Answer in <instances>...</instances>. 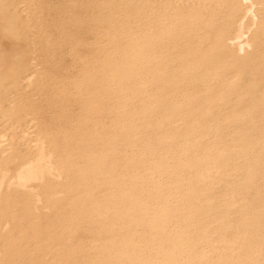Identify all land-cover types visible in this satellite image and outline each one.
<instances>
[{"label":"bare ground","instance_id":"6f19581e","mask_svg":"<svg viewBox=\"0 0 264 264\" xmlns=\"http://www.w3.org/2000/svg\"><path fill=\"white\" fill-rule=\"evenodd\" d=\"M0 264H264V0H0Z\"/></svg>","mask_w":264,"mask_h":264}]
</instances>
